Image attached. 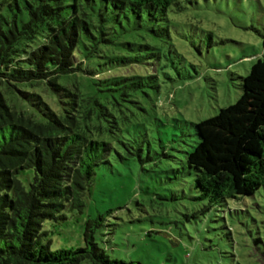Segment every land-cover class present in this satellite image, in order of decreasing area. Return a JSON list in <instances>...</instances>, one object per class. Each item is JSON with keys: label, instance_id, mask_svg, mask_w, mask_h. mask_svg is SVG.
<instances>
[{"label": "trees", "instance_id": "obj_1", "mask_svg": "<svg viewBox=\"0 0 264 264\" xmlns=\"http://www.w3.org/2000/svg\"><path fill=\"white\" fill-rule=\"evenodd\" d=\"M173 7L181 9V0L1 2L0 84L11 93L18 84H43L55 105L20 90V107L0 91V264H140L113 259L99 246L94 232L103 215L87 221L86 245L75 249L52 250L43 227L65 219L66 211L83 212L101 166L116 155L123 159L119 145L129 155L143 152L125 138L126 111L141 106L132 93L160 94L161 78L121 72L148 59L143 49L162 63L156 44L169 46ZM145 19L156 44L137 43L126 31V23L142 26ZM102 59L85 69L88 60ZM79 72L88 79L85 89L62 83ZM241 88L236 103L196 123L198 143L186 153L210 206L264 189V59L242 78Z\"/></svg>", "mask_w": 264, "mask_h": 264}, {"label": "rangeland", "instance_id": "obj_2", "mask_svg": "<svg viewBox=\"0 0 264 264\" xmlns=\"http://www.w3.org/2000/svg\"><path fill=\"white\" fill-rule=\"evenodd\" d=\"M181 5L169 10V46L156 44L147 19L141 27L126 23L137 43H155L162 57L158 64V56L143 49L148 59L121 72L158 73L161 78L160 94L132 93L141 106L129 105L133 114L126 111L125 138L144 150L129 155L119 145L123 159L116 155L111 165L101 166L83 212L70 210L65 219L45 221L44 241L52 250L84 247L87 221L103 215L94 236L113 259L264 264V189L210 206L186 161V153L198 143L196 123L236 103L242 78L264 59V0H181ZM104 61L88 60L85 69ZM75 82L85 89L88 79L82 72L62 78L65 84ZM20 90L41 94L55 105L43 84H18L13 93L0 84L7 101L22 107Z\"/></svg>", "mask_w": 264, "mask_h": 264}]
</instances>
